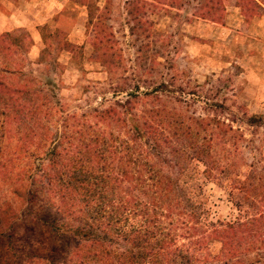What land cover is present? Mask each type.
Returning <instances> with one entry per match:
<instances>
[{"label": "rangeland", "instance_id": "1", "mask_svg": "<svg viewBox=\"0 0 264 264\" xmlns=\"http://www.w3.org/2000/svg\"><path fill=\"white\" fill-rule=\"evenodd\" d=\"M133 1L0 0V38L9 34L18 45L8 66L16 71L3 83L15 90L18 103L34 96L47 103L36 125L33 119L19 120L17 104L12 110L0 103V227L11 225L0 236V264L61 263L85 244L55 238L19 216L26 208L36 211L44 197L53 202L43 189L49 177L42 169L51 165L46 152H69L71 145L61 139L97 133L94 111L121 109L118 103L133 101L128 93L138 95L132 119L142 130L141 111L159 110L163 119L173 112L181 115L197 146L203 137L213 136L212 149L220 163L213 178L206 179L197 161L178 172L168 154V166L160 170L184 186L201 185L191 197L203 204L204 219L233 222L247 211L235 207L246 192L241 191L243 183L250 178L254 185L264 184V0H254L257 7L243 0H212L219 9L217 23L200 18L199 9L208 0L130 5ZM94 38L101 43V59ZM189 119L210 121V126ZM100 128L106 135L118 130ZM26 173L33 178L27 179ZM29 189L36 192L34 197ZM247 195L259 201L257 192ZM42 210L64 220L62 213L57 217L55 210ZM30 232L33 244L27 238ZM114 249L123 252L128 246ZM263 249L241 260L262 262ZM208 251L216 256L220 243L213 241Z\"/></svg>", "mask_w": 264, "mask_h": 264}, {"label": "trees", "instance_id": "2", "mask_svg": "<svg viewBox=\"0 0 264 264\" xmlns=\"http://www.w3.org/2000/svg\"><path fill=\"white\" fill-rule=\"evenodd\" d=\"M243 1L257 7L254 0ZM144 2L134 0L130 5ZM243 6L244 13L249 16L248 6ZM199 12L200 18L218 22L219 9L214 7L212 0L202 5ZM94 39L97 58L101 59L102 55L98 56L101 43ZM17 53L16 40L4 34L0 38V103L12 110H16L17 104L19 120L33 119L36 125L41 108L47 105L46 99L34 96L33 101L18 103L15 90L3 83L4 77L16 71L8 66ZM7 94L9 96L4 97ZM127 96L133 101L118 103L119 110L109 107L94 111L97 133H89L87 137L81 132L75 133L78 138L60 137L72 150L54 148L45 154L51 165L42 169L50 179H46L43 189L53 202L44 197L39 200L41 205L36 211L26 208L24 215L19 217L28 218L34 227L47 229L55 238L85 243L79 244L66 261L51 264H264V261L245 263L241 260L253 250L264 248V205H260L264 202V184L254 185L250 178L243 183L241 191L246 192L236 199L235 207L247 211H241L242 215L233 222L204 219L207 213L203 211V204L191 197L201 191V185L184 186L179 180H170L160 170L164 164L168 166V154L178 172H184L188 165L197 161L204 167L206 179L213 178L220 167L218 155L212 149L213 136L203 137L201 145L197 146L181 115L173 112L163 119V112L159 110L141 111L142 130L132 119L138 95L128 93ZM189 120L203 128L210 126V121ZM100 126L118 130L106 135L104 129L99 131ZM28 138L34 137L28 135ZM24 154L27 156L26 151ZM26 178L30 180L33 176L26 173ZM252 190L257 192L255 196H260L259 201L254 202L247 195ZM28 193L32 197L36 195L30 189ZM42 209L55 210L57 217L62 213L64 220L50 218ZM73 223L78 225L73 228ZM0 229L1 236L10 231L11 225H2ZM31 236L30 232L27 238L33 244ZM213 241L220 243V251L211 257L208 250ZM120 244L127 245L128 249L117 253L114 246Z\"/></svg>", "mask_w": 264, "mask_h": 264}]
</instances>
